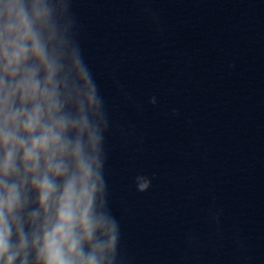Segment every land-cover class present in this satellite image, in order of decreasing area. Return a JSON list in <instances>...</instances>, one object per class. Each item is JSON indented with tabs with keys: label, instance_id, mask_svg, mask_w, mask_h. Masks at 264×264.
Segmentation results:
<instances>
[{
	"label": "water",
	"instance_id": "1",
	"mask_svg": "<svg viewBox=\"0 0 264 264\" xmlns=\"http://www.w3.org/2000/svg\"><path fill=\"white\" fill-rule=\"evenodd\" d=\"M67 2L115 264H264V0Z\"/></svg>",
	"mask_w": 264,
	"mask_h": 264
},
{
	"label": "clouds",
	"instance_id": "2",
	"mask_svg": "<svg viewBox=\"0 0 264 264\" xmlns=\"http://www.w3.org/2000/svg\"><path fill=\"white\" fill-rule=\"evenodd\" d=\"M68 8L0 0V264L116 261L102 176L108 122Z\"/></svg>",
	"mask_w": 264,
	"mask_h": 264
}]
</instances>
